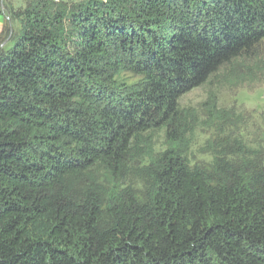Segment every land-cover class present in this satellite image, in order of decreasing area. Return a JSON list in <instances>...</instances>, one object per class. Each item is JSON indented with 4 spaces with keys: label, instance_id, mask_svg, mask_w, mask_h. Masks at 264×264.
<instances>
[{
    "label": "trees",
    "instance_id": "trees-1",
    "mask_svg": "<svg viewBox=\"0 0 264 264\" xmlns=\"http://www.w3.org/2000/svg\"><path fill=\"white\" fill-rule=\"evenodd\" d=\"M0 14V264H264V151L213 93L180 103L246 61L264 74V0ZM198 129L208 164L188 158Z\"/></svg>",
    "mask_w": 264,
    "mask_h": 264
},
{
    "label": "rangeland",
    "instance_id": "rangeland-1",
    "mask_svg": "<svg viewBox=\"0 0 264 264\" xmlns=\"http://www.w3.org/2000/svg\"><path fill=\"white\" fill-rule=\"evenodd\" d=\"M11 1L13 7L17 8L23 6L25 0ZM5 21L0 14V27L3 28ZM12 26L17 28V22H12ZM253 63L245 62L239 70V74H243L245 78L238 80L237 83L214 81L212 84L194 88L182 96L180 103L201 113L202 103L207 99L209 92L213 93L218 107L234 109L235 115L241 116V122L235 127L237 136H240L248 147L264 151V74L257 70L249 74L246 68L252 67ZM123 76L128 82L135 79L130 74ZM212 138L213 132L209 130L198 129L194 133L188 153L191 163L208 164L210 162L211 156L204 153L202 148L206 140ZM161 143L162 139L157 138V148L161 146Z\"/></svg>",
    "mask_w": 264,
    "mask_h": 264
},
{
    "label": "built area",
    "instance_id": "built-area-1",
    "mask_svg": "<svg viewBox=\"0 0 264 264\" xmlns=\"http://www.w3.org/2000/svg\"><path fill=\"white\" fill-rule=\"evenodd\" d=\"M54 1H62V0H54ZM63 1H67V0H63Z\"/></svg>",
    "mask_w": 264,
    "mask_h": 264
},
{
    "label": "crops",
    "instance_id": "crops-1",
    "mask_svg": "<svg viewBox=\"0 0 264 264\" xmlns=\"http://www.w3.org/2000/svg\"><path fill=\"white\" fill-rule=\"evenodd\" d=\"M0 25H1V23H0ZM1 29H2V27H0V31H1Z\"/></svg>",
    "mask_w": 264,
    "mask_h": 264
}]
</instances>
